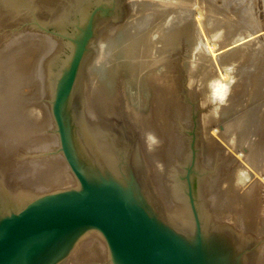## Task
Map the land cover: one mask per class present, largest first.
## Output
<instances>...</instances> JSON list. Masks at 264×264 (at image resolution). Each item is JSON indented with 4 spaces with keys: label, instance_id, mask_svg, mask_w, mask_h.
Here are the masks:
<instances>
[{
    "label": "rangeland",
    "instance_id": "obj_1",
    "mask_svg": "<svg viewBox=\"0 0 264 264\" xmlns=\"http://www.w3.org/2000/svg\"><path fill=\"white\" fill-rule=\"evenodd\" d=\"M9 1L0 0V207L4 209L5 212H14L43 194L77 188V183H74L75 179L71 176L72 174L69 169H67L65 160L59 152V139L51 113V103L54 96L56 80L61 74V69L66 64V60H68L73 51V46L65 39V36H71L75 30L77 21L79 19L85 20L84 18L88 17L87 14L92 12L101 2L107 0H80L81 2L79 0H36V2L35 0H23L24 2L22 0ZM126 1L128 15L123 23L114 24L104 19L97 22V42L102 40L103 37H106L108 31L109 37H106L104 42L107 43L113 40V37L110 35V29L111 31L117 30L116 27H121H119V25L125 27L127 25L125 23H127L132 16L133 5H137L139 1H142L141 3L149 2V0ZM225 1H227L226 6L228 9L225 14L223 13V16L226 15L227 19H230L231 22L235 24L234 26L240 27L242 25L245 26L244 29H247L248 23H251L252 19L246 14L252 10L253 20L258 22L257 27L259 30L264 28V0H249L250 2L248 0ZM225 1L217 0L220 5ZM49 3L54 6L51 5L50 8ZM199 3L202 4L200 1ZM14 6L17 8H14ZM10 7L12 8L9 10L8 8ZM53 7L59 10L58 13H54L55 16L54 14L48 13V8L52 10L54 9ZM41 10L44 12H41ZM45 13H48V15ZM58 17L63 20L58 21L61 22L59 25L56 24L55 21L56 19H60ZM63 18L66 20L64 21ZM123 24L125 26H123ZM262 33L252 35L239 44L247 45L258 39L262 41V44L259 46L261 49L257 51L258 56H255L258 58L257 64L254 65V67L253 65L250 66L252 63V59H250L246 69H244L248 74L255 73L258 82H243L239 85V87L242 88L240 97L236 98V100L239 101H235L230 96L233 93L232 89L236 88V86H234L235 82L231 84L230 82H232V80L228 76H225L226 80L222 79V77L224 78V75L227 74L221 73L222 69L220 62L214 63L212 68L211 65L206 66V64L202 62L201 64L198 61V57L200 56L198 48L196 49V56H194L191 44L187 40H182L175 44V50L169 56L167 60L169 62L163 65L164 67L156 68L154 71L148 73L146 71L142 72V79H147V85L140 86L137 90L141 91L142 95L144 94L143 97L147 95L144 99L145 102L143 101V105L146 104V107H136L140 98L139 94L134 93L136 87H134L130 79V75H133V71L131 70L132 67L120 70L111 80L105 81V77L103 80L101 74L99 75V71L90 70L94 69L90 65L86 66L90 63L92 65L94 63H92V60L86 61L87 64L85 65L84 71H86L87 74L84 72L82 75V80L80 79L77 91L78 96L76 95V103L81 116L77 123L78 131L75 132V136L78 138L80 146L85 149V146L88 144L87 141L85 142L84 137V130H86L85 126L83 128L86 121L89 122L90 125L93 124L92 126L102 125L104 121L102 119L106 121H104L105 126L110 122L111 125L108 124L106 126L107 129H109L108 126L110 127V132L108 131L107 134L111 137L114 135L112 138L113 140L115 137L117 139L113 141L116 143L108 144V148H106V150L104 148L103 151L107 153L108 149L107 154H110L111 152L114 153L115 150H121V148L131 150L133 147L137 149L139 156L138 161L144 164L143 170H146L143 172V176H141L143 183L147 185L148 188L149 186L151 187V192H154L159 198L158 200L162 202L161 205L165 211V218L174 225H181L191 219L188 206L178 197V194L183 189L179 184L178 177L184 175V168L193 153L190 147V133L195 131L197 133L196 150H198L197 178H200L196 190L198 192L197 197L200 198L201 212L205 215V220L232 225L236 228L239 235L246 239H251L253 245L256 246V251L254 252L255 257L251 264H264V251L261 252V249H264V237H262L264 236V163L256 167L249 164V162L247 163L244 159L245 152L246 155H250V157L252 154L253 156L259 154L255 146H253L254 143L260 145L258 141L261 140V145H264V111L261 112L260 110L261 106L264 104V89L262 90L263 94L258 93V88L264 85V36H260ZM43 40H45V42H43ZM47 41L50 43L48 44ZM51 41L52 45H58L56 48L60 47L59 49L55 48L56 50L53 52H57L58 50V52H63V54L58 53L61 54V60L57 61L58 63L53 67L52 64L54 60L52 57H54L55 54H51L49 47H47L49 50V53L47 50V58L50 56L52 59L48 61L49 59L44 55L46 51L44 49L46 48L44 43L50 45ZM95 44L93 49L96 48ZM202 44L205 45L206 49H208L213 58H215L214 62L220 53L237 47V45H235L223 50H218L215 45H212L205 31H203L200 47H203ZM126 55L122 57V62H124L125 59H129L130 55ZM41 56H43V58H40ZM44 56L45 59H47V61L44 62L45 69L43 64V60H45ZM47 62L48 65H46ZM39 64L43 67L39 68ZM167 64H169L170 67L167 66ZM47 67L50 70H48ZM234 67L236 66L231 65L228 67V70H230L231 73L233 70H238L237 67ZM156 76H160L159 81H157L159 78ZM154 77L156 79H154ZM83 78L87 80H85V84H83ZM161 78H163L162 81ZM86 83L87 86H84ZM105 89L107 92H105ZM106 93L108 95H106ZM152 95L155 100H151ZM107 97L109 99H107ZM150 103H152V106ZM147 104L150 105L149 108ZM41 105L43 106L41 107ZM104 105L109 109L110 114L102 111V106ZM32 109L39 110L41 117L34 118L29 116L28 111ZM136 109L138 112H136ZM45 110H49V113ZM86 113H88L87 116ZM160 113L161 115H159ZM260 113H262L263 116L262 114L260 115ZM252 114L253 117L251 116ZM241 115L246 117L243 118ZM238 117L243 118L242 122L245 123V125L241 130L244 129V132L236 130L233 133L231 132L230 135V131H227L228 128L226 130L225 127L235 122ZM21 119L24 120L27 126L26 128L21 126ZM89 119L92 120L89 121ZM148 119L154 123L152 126L149 121L150 125L147 124ZM248 122L252 124V126L250 124V128L247 126L249 125L247 124ZM146 124L147 126L145 127ZM150 126L152 127L151 129ZM217 130H219L218 133L220 135L215 132ZM148 131H151L150 135L152 140L151 143L149 142V144L144 147L143 138ZM241 135H243L245 139L243 143L239 140V138H243ZM250 135L252 136L251 139ZM256 139L259 140L257 141ZM120 142H124V144L122 145ZM141 146H143L144 149ZM238 146H240V148ZM91 147L95 148L92 145ZM101 148L102 147L98 149L101 150ZM89 149H87V151H89ZM227 151H231L232 153ZM99 152L102 155V152ZM242 155H244V157H242ZM149 163H151V165ZM68 174L71 175L68 176ZM153 182L157 184L155 185ZM2 186L5 187L3 188ZM253 188L258 191L260 196L256 198L246 197L248 190ZM9 199L12 201L10 202ZM178 213L183 214V219H177V217H180L177 215Z\"/></svg>",
    "mask_w": 264,
    "mask_h": 264
},
{
    "label": "water",
    "instance_id": "obj_2",
    "mask_svg": "<svg viewBox=\"0 0 264 264\" xmlns=\"http://www.w3.org/2000/svg\"><path fill=\"white\" fill-rule=\"evenodd\" d=\"M126 4L101 2L65 36L73 51L56 80L51 113L59 152L77 188L43 194L14 212L0 207V264H251L255 257L251 239L232 225L205 220L201 212L195 131L193 153L178 177V197L191 214L181 225L165 218L162 202L143 183L137 149L121 148L105 158L80 146L76 95L96 51V25L103 19L123 23Z\"/></svg>",
    "mask_w": 264,
    "mask_h": 264
},
{
    "label": "bare ground",
    "instance_id": "obj_3",
    "mask_svg": "<svg viewBox=\"0 0 264 264\" xmlns=\"http://www.w3.org/2000/svg\"><path fill=\"white\" fill-rule=\"evenodd\" d=\"M9 1V0H8ZM23 1V0H22ZM26 1V0H25ZM44 1V0H41ZM50 1V0H49ZM55 1V0H53ZM57 1V0H56ZM77 1V0H76ZM80 1V0H79ZM134 1V0H133ZM199 1L202 3L200 4ZM205 1V2H204ZM225 1V0H224ZM247 1V0H246ZM249 1V0H248ZM10 2V1H9ZM21 2V1H20ZM24 2V1H23ZM22 2V3H23ZM36 2V0H35ZM39 2V1H38ZM81 2V1H80ZM142 1H139V3L137 5H133V10H132V16L129 18V20L127 21L126 26L123 24L119 25L120 28L116 27L117 30H113L111 31L110 29V35L113 37L111 41L109 42H104L106 37L108 36V33L106 34V37H103L102 40H100L99 42H97L96 44V48L97 49L93 55H91L89 57L88 60H92V65L89 61L90 64H87L86 62V66H92L94 69H90V70H97L99 71V75L101 74V77H105V81L107 80H111L113 78L114 75L118 74V72L120 70H124L125 68H130L132 67V71H133V75H130V79L132 84H134L135 90L134 93L135 94H139V98L140 101H138L137 104V108H142L146 107V104L143 105V103L145 102L144 99L146 98L143 97V95L141 94V91L137 90V88H139L140 86H145L147 85V79H142V72L146 71L148 72H152L154 71L156 68H160L163 65H165V63H168L169 61L168 58L169 56L174 52L175 50V44L177 42H180L182 40H187L190 44H191V48L193 49V55L196 56V49L198 48L199 54L200 56L198 57V61L201 63H205L206 66H210L211 68L214 66V63L216 62H220L221 64V69L222 72L221 73H226L227 75H224V78L222 77V79H225V76H228L229 78H231L232 82H230L231 84L235 82L234 86H236V88H233V93L230 95L232 99H234L235 101H239L236 100V98H239L241 95V89L239 87V85H241L243 82H251V81H255L258 82L257 80V75L255 73H246L244 71V69H246L247 65H248V61L250 59H252V63L250 66L256 65L257 64V60L258 58H256L255 56L257 55V51H259L261 49L260 44H262L261 40H254L252 42H250L247 45H239L242 41H244L245 39H247L248 37L252 36V35H256L258 33H262L264 32V28L260 29L257 27L258 22H255L253 20L252 17V10H250L249 13H247L246 15L249 16L251 20V23H248V28L244 29L245 26H240V27H236L234 26L235 24L231 22V20L227 19L226 15L223 16V13L225 14L227 11V6L226 3L227 1L223 2L222 5L218 4L217 0H149V2H145V3H141ZM165 2V3H164ZM209 2V3H207ZM250 2V1H249ZM264 2V1H263ZM17 3V2H16ZM26 3V2H25ZM34 3V2H33ZM41 3V2H40ZM45 3V2H44ZM47 3V2H46ZM45 3V4H46ZM76 3V2H75ZM206 3V4H205ZM28 4V3H27ZM48 4V3H47ZM74 4V3H73ZM11 5V4H10ZM9 5V6H10ZM25 5V4H24ZM36 5V3H35ZM38 5V4H37ZM53 5L49 3V7ZM56 5V4H55ZM78 5V4H77ZM83 5V4H82ZM17 6V4H16ZM32 6V5H31ZM43 6V5H41ZM54 6V5H53ZM131 6V5H130ZM264 6V5H263ZM25 7V6H24ZM36 7V6H35ZM39 7V6H38ZM45 7V6H43ZM48 7V6H47ZM65 7V6H64ZM73 7V6H72ZM76 7V6H75ZM12 7L8 8L9 10ZM14 8H17L14 6ZM46 8V7H45ZM51 8V7H50ZM48 8L49 14H54V13H58L59 10H56V8L54 9H50ZM71 8V7H70ZM264 8V7H263ZM7 9V10H8ZM40 9V8H39ZM248 9V8H247ZM16 10V9H15ZM14 10V11H15ZM65 10V9H64ZM71 10V9H70ZM13 11V12H14ZM63 11V9H62ZM37 12V11H36ZM41 12H44L43 10H41ZM76 12V11H75ZM48 13L46 15H48ZM7 14V13H6ZM5 14V15H6ZM11 14V13H10ZM9 14V16H10ZM15 14V12H14ZM17 14H18V10H17ZM40 14V13H39ZM222 14V15H221ZM245 14V13H244ZM198 15V16H197ZM41 16V15H40ZM53 16V15H52ZM55 16V14H54ZM59 16V14H58ZM78 16V15H77ZM70 17V16H69ZM3 18V17H2ZM46 18V17H45ZM48 18V17H47ZM57 18V17H56ZM60 18V17H58ZM65 18V17H64ZM63 18V19H64ZM248 18V19H249ZM55 19V18H54ZM44 20V19H43ZM47 20V19H46ZM63 21L61 18L60 19H56V24L59 25V23L61 24V22L58 21ZM66 19H64L65 21ZM1 21V20H0ZM8 21V20H7ZM52 21V20H51ZM10 22V21H9ZM3 23V22H1ZM50 23V22H49ZM64 23V22H63ZM238 23V22H237ZM4 24V23H3ZM121 24V23H120ZM52 25V24H51ZM55 25V24H54ZM63 25V24H62ZM57 28V27H56ZM104 30V29H103ZM109 30V29H108ZM22 31V30H21ZM203 31L206 32V36L209 38V40H211L212 45H215L217 47L218 50H223L232 46L237 45V47L230 49L228 51H224L223 53H220L218 57H216V60L214 62V59L212 54H210V52L208 51V49H206L205 45H203V47H200V42L201 39L203 37ZM28 32V31H27ZM104 32V31H102ZM32 33V32H31ZM36 33V32H35ZM38 34V33H37ZM17 36V35H16ZM30 36V35H29ZM40 36V35H39ZM101 36V35H100ZM105 36V35H104ZM261 37L264 36V33H262V35H260ZM43 37V36H41ZM46 37V36H45ZM259 37V35H258ZM44 38V37H43ZM261 39V38H260ZM39 40V39H38ZM41 40V39H40ZM50 40V39H49ZM20 41V40H19ZM29 41V40H28ZM35 41V39H34ZM55 41V40H54ZM57 41V40H56ZM55 41V42H56ZM108 41V40H107ZM23 42V40H22ZM43 42H45V40H43ZM42 42V43H43ZM54 42V43H55ZM58 42V41H57ZM18 43V42H17ZM48 43V41H47ZM50 43V42H49ZM48 43V44H49ZM65 43V42H64ZM20 44V43H19ZM18 44V45H19ZM44 48L45 51V56L46 58L48 57V53L49 50L47 49V47H49L51 54H55L53 58L54 62L52 64L53 66H56V64L58 63L57 61L61 60V54H63V52H53L56 49H59L60 47L56 48L57 46L52 45V41L50 45H46ZM43 44V46H44ZM59 44V43H56ZM61 45V43H60ZM17 46V45H16ZM51 46V48H50ZM64 46V45H63ZM174 46V47H172ZM193 46V47H192ZM62 47V45H61ZM24 48V47H23ZM56 48V49H55ZM34 50V49H33ZM38 50V49H37ZM48 50V53H47ZM61 50V49H60ZM184 50V49H182ZM65 51V50H64ZM185 51V50H184ZM216 52V50H215ZM17 53V52H16ZM23 53V52H22ZM61 53V54H58ZM32 54V53H31ZM41 54V55H43ZM50 54V55H51ZM127 54V55H126ZM29 55V54H28ZM36 55V54H35ZM34 55V57H35ZM129 56V59H125L124 62H122V57L123 56ZM32 56V55H31ZM37 56V55H36ZM44 56V59H45ZM53 56V55H51ZM178 56V55H177ZM181 56V55H180ZM253 56V57H251ZM251 57V58H250ZM40 58H43V56H41ZM50 56L48 61H50V59H52ZM180 58V57H179ZM187 58V57H186ZM47 59L43 60V64H44V69H45V61H47ZM24 60V59H23ZM33 60V59H32ZM176 60V59H175ZM52 61V60H51ZM63 61V60H62ZM65 61V60H64ZM167 61V62H166ZM180 61V60H179ZM30 62V61H29ZM60 63V62H59ZM201 63V64H202ZM28 64V63H27ZM34 64V63H32ZM55 64V65H54ZM198 64V62H197ZM30 65V64H29ZM48 65V62L47 64ZM96 65V66H95ZM181 65V64H179ZM234 65L237 67L238 70H233V72L231 73L230 70H228V67ZM246 65V66H245ZM39 68L43 67L39 64ZM51 66V65H50ZM167 66H169V64H167ZM228 66V67H227ZM245 66V67H244ZM164 67V66H163ZM170 67V66H169ZM234 67V68H236ZM48 68V67H47ZM53 69V68H52ZM85 69V68H84ZM174 69V68H173ZM191 69V68H190ZM27 70V69H26ZM48 70H50L48 68ZM200 70V68H199ZM43 71V70H41ZM52 71V70H51ZM175 71V70H174ZM194 71V69H193ZM40 72V71H39ZM86 74L87 72L84 71ZM127 72V70H126ZM45 73V72H43ZM165 73V72H164ZM218 73V72H217ZM163 74V72H162ZM174 74V73H173ZM21 75V74H20ZM27 75V74H26ZM161 75V74H160ZM43 76V75H41ZM48 76V75H47ZM85 76V75H84ZM210 76V75H209ZM222 76V75H221ZM27 77V76H26ZM33 77V76H32ZM157 77V76H156ZM160 77V76H159ZM157 77V78H159ZM165 77V76H164ZM168 77V76H167ZM183 77V76H182ZM87 78V75H86ZM152 78V77H151ZM48 79V78H47ZM102 79V78H101ZM149 79V78H148ZM154 79H156L154 77ZM163 78H161L162 81ZM46 80V79H45ZM82 80V79H81ZM86 79L83 78V81L85 84ZM160 78L157 80L159 81ZM165 80V79H164ZM163 80V81H164ZM226 80V79H225ZM230 80V81H231ZM38 81V80H37ZM82 81V82H83ZM95 81V80H94ZM152 81V80H151ZM32 82V81H31ZM126 82V81H125ZM153 82V81H152ZM48 83V82H47ZM154 83V82H153ZM160 83V82H158ZM22 84V83H21ZM32 84V83H31ZM35 84V83H34ZM33 84V85H34ZM40 84V83H38ZM120 84V83H119ZM161 84V83H160ZM46 85V84H45ZM49 85V84H48ZM102 85V84H101ZM106 85V84H105ZM108 85V84H107ZM112 85V84H111ZM162 85V84H161ZM166 85V84H165ZM87 86V83L86 85ZM83 86V87H84ZM118 86V85H117ZM39 87V86H38ZM102 87V86H101ZM119 87V86H118ZM152 87V86H151ZM150 87V88H151ZM166 87V86H165ZM164 87V88H165ZM264 85L260 86L258 88V93H262V90ZM81 88V87H80ZM103 88V87H102ZM106 88V87H105ZM110 88V87H109ZM126 88V87H125ZM163 88V86H162ZM161 88V89H162ZM46 89V88H45ZM111 89V88H110ZM121 89V88H120ZM17 91V90H16ZM45 91V90H44ZM121 91V90H120ZM264 91V90H263ZM47 92V91H46ZM105 92L106 89H105ZM165 92V91H164ZM43 93V92H40ZM45 93V92H44ZM159 93V92H156ZM230 93V92H229ZM91 94V93H90ZM113 94V93H112ZM111 94V95H112ZM122 94V93H121ZM263 94V93H262ZM261 94V96H262ZM83 95V94H82ZM86 95V94H85ZM106 95H108L106 93ZM39 96V95H37ZM45 96V95H44ZM78 96V94H77ZM49 97V96H48ZM82 97V96H81ZM87 97V96H86ZM111 97V96H110ZM39 98V97H38ZM43 98V97H41ZM46 98V97H45ZM51 98V97H50ZM120 98V97H119ZM123 98V97H122ZM107 99H109L107 97ZM112 99V98H111ZM126 99V98H125ZM155 100L153 95L151 100ZM51 100V99H50ZM120 100V99H119ZM127 100V99H126ZM110 101V100H109ZM123 101V100H122ZM144 101V102H143ZM154 102V101H153ZM119 103V102H118ZM91 104V103H90ZM152 103H150L151 105ZM34 105V104H33ZM46 105V104H45ZM149 104H147V107L149 108L150 106ZM26 106V105H25ZM35 106V105H34ZM40 106V105H39ZM43 105H41L42 107ZM123 106V105H122ZM152 106V105H151ZM24 107V106H23ZM48 107V106H47ZM95 107V106H94ZM157 107V106H156ZM85 108V107H84ZM102 111L104 113H108L109 109L104 106H102ZM49 109V108H48ZM261 112L264 111V104L261 106L260 108ZM46 111V110H45ZM49 113V110H47ZM46 111V112H47ZM88 111V110H87ZM91 112V111H90ZM136 112H138V110L136 109ZM258 112V111H257ZM112 113V112H111ZM88 113H86L87 116ZM93 114V113H91ZM116 114V113H115ZM157 114V113H156ZM254 114V113H253ZM253 114L251 115L253 117ZM262 113H260L261 115ZM28 115L34 118H39L41 117V113L39 110L36 109H32L30 111H28ZM95 115V114H94ZM99 115V114H98ZM101 115V114H100ZM161 115V113L159 114ZM258 115V114H257ZM51 116V115H50ZM156 116V115H155ZM243 117V115H241ZM249 116V115H248ZM255 116V115H254ZM263 116V114H262ZM103 117V116H102ZM113 117V116H112ZM141 117V116H140ZM158 117V116H157ZM246 117V116H244ZM243 117V118H244ZM86 118V117H85ZM84 118V119H85ZM148 118V117H147ZM243 118H239L231 123V125L225 127L226 130L228 128L227 131H230L229 134L232 132H235L236 130H239L241 132H244V129L241 130V128H244L245 123H243ZM258 118V117H257ZM260 118V117H259ZM88 119V118H86ZM110 119V118H109ZM159 119V117H158ZM241 119V120H240ZM250 119V118H249ZM255 119V118H254ZM18 120V119H17ZM22 120V121H21ZM21 123H22V127L26 128L27 126L25 125V122L23 119H21ZM92 120V119H91ZM89 119V121H91ZM105 121V119H102ZM125 120V119H124ZM157 120V119H156ZM163 120V119H162ZM258 120V119H257ZM264 120V119H263ZM262 120V121H263ZM5 121V120H4ZM12 121V120H11ZM104 121L102 123V125H90L89 122L86 121V123H84L83 128L85 126V133H84V137H85V142L87 141L89 144V148L92 146H94L96 149L101 148L102 155L106 158L108 156H110V154L108 153V149H107V153H105L103 150L105 148H108V144H112L115 143L113 142L114 140H116L117 138L115 137V139L113 140L112 138L114 137V135L108 136V131L110 132V127L108 126L109 129L106 128V126L110 124V122L105 126L104 125ZM134 121V120H133ZM142 121V120H141ZM152 123L149 119L147 120V122ZM252 121V118H251ZM250 121V122H251ZM256 121V120H255ZM106 122V121H105ZM125 122V121H124ZM123 122V123H124ZM135 122V121H134ZM147 123L150 125V123ZM160 122V121H159ZM157 122V123H159ZM245 122V121H244ZM257 122V121H256ZM93 123V122H92ZM115 123V122H114ZM126 123V122H125ZM142 123V122H141ZM253 123V122H251ZM250 123V124H251ZM259 123V122H258ZM95 124V123H94ZM99 124V123H98ZM118 124V123H117ZM116 124V125H117ZM147 124L145 125V127L147 126ZM156 124V123H155ZM161 124V123H160ZM158 124V125H160ZM165 124V122H164ZM230 124V123H229ZM249 124V122L247 123ZM247 125L248 127L250 126ZM261 124V123H260ZM259 124V125H260ZM157 125V124H156ZM258 125V124H257ZM263 125V124H262ZM136 126V125H135ZM134 126V127H135ZM150 126V129L152 128ZM162 126V125H161ZM240 126V127H238ZM242 126V127H241ZM252 126V124H251ZM32 127V126H31ZM40 127V125H39ZM113 127V126H112ZM131 127V126H130ZM156 127V126H155ZM256 127V126H255ZM121 128V127H120ZM124 128V127H123ZM148 128V127H147ZM165 128V127H164ZM250 128V127H249ZM130 129V128H129ZM149 129V128H148ZM154 129V126H153ZM157 129V128H156ZM163 129V127H162ZM114 130V129H112ZM159 130V129H158ZM253 130V129H251ZM7 131V130H6ZM155 131V130H154ZM219 130L215 131L216 133H218ZM34 132V131H33ZM113 132V131H112ZM145 132V131H144ZM161 132V131H159ZM240 132V133H241ZM264 132V131H263ZM30 133V132H29ZM95 133V134H93ZM98 133V134H97ZM124 133V132H123ZM139 133V132H138ZM151 131H148L147 134L144 135L143 138V142L145 144L144 147L147 146V144H149V142L151 143V135H150ZM238 133V132H237ZM254 133V132H253ZM35 134V133H34ZM126 134V133H125ZM144 134V133H143ZM153 134V133H152ZM158 134V132H157ZM164 134V133H163ZM209 134V133H208ZM219 134V133H218ZM247 134L249 135V133L247 132ZM252 134V133H251ZM110 135V134H109ZM161 135V134H160ZM220 135V134H219ZM222 135V134H221ZM224 135V134H223ZM231 135V134H230ZM246 135V134H245ZM244 135V136H245ZM254 135V134H253ZM261 135V134H260ZM24 136V135H23ZM118 136V135H117ZM128 136V135H127ZM126 136V137H127ZM217 136V135H216ZM251 136V135H250ZM164 137V136H163ZM222 137V136H221ZM231 137V136H230ZM241 137H243V135H241ZM255 137V136H254ZM140 138V137H139ZM162 138V137H161ZM165 138V137H164ZM225 138V137H224ZM246 138V137H245ZM252 138V136L250 137V139ZM127 139V138H126ZM178 139V138H177ZM142 140V139H141ZM215 140V139H214ZM240 142H245L244 137L243 138H239ZM257 140V139H256ZM259 140V139H258ZM257 140V141H258ZM166 141V140H165ZM254 141V140H253ZM256 141V142H257ZM135 142V141H134ZM174 142V141H172ZM214 142V141H213ZM260 145H256L254 143L253 146H255L256 151L259 152V154H257L256 156H252L250 157V155H246L245 152V157L244 155H242V157H244V159L247 161V163L249 162V164L254 165L256 167H258L260 164L264 163V145H261V140L258 141ZM126 143V142H125ZM142 143V142H140ZM263 143V140H262ZM2 144V143H1ZM87 144V146H88ZM168 144V143H167ZM234 145V144H233ZM240 145V144H239ZM244 145V144H243ZM112 146V145H111ZM149 146V145H148ZM232 146V145H231ZM235 146V145H234ZM237 146V145H236ZM246 146V145H245ZM121 147V146H120ZM143 149L144 147L141 146ZM163 147V146H162ZM233 147V146H232ZM240 148V146H238ZM141 148V149H142ZM155 148V147H154ZM167 148V147H166ZM231 148V147H230ZM253 148V147H251ZM110 149V148H109ZM156 149V148H155ZM152 152V151H151ZM156 152V151H154ZM165 152V151H164ZM227 152H231V151H227ZM240 152V150H239ZM100 153V152H99ZM113 153V152H112ZM163 153V152H162ZM232 153V152H231ZM252 153V152H251ZM241 154V153H240ZM62 156V155H61ZM146 156V154H145ZM144 156V157H145ZM156 156V155H155ZM159 156V155H158ZM241 156V155H238ZM3 157V156H2ZM56 157V156H55ZM63 157V156H62ZM148 158V157H146ZM154 158V157H153ZM159 158V157H158ZM161 158V157H160ZM10 159V158H8ZM150 159V158H149ZM241 159V158H240ZM2 160V159H1ZM3 161V160H2ZM11 161V160H10ZM150 161V160H149ZM148 161V162H149ZM245 161V162H246ZM158 162V161H156ZM160 162V161H159ZM162 162V161H161ZM4 163V162H3ZM151 165V163H149ZM153 165V164H152ZM155 166V165H154ZM153 166V167H154ZM57 167V166H56ZM152 167V168H153ZM162 167V166H161ZM231 167V166H230ZM68 169V167H67ZM152 170V169H150ZM157 170V169H156ZM255 170V169H254ZM3 171V170H2ZM146 171V170H145ZM144 171V172H145ZM149 171V170H148ZM154 171V170H153ZM258 171V170H257ZM155 172V171H154ZM157 172V171H156ZM161 172V171H160ZM232 173V172H231ZM260 173V172H259ZM151 174V172H150ZM71 174H68V176ZM153 175V172H152ZM156 175V174H155ZM234 175V174H233ZM72 176V175H71ZM70 176V178H71ZM161 176V175H160ZM4 177V176H3ZM73 177V176H72ZM69 178V177H68ZM152 178V177H151ZM243 179V178H242ZM60 180V179H59ZM154 180V179H152ZM1 182V181H0ZM50 183V182H49ZM58 183V182H57ZM75 183V181H74ZM155 183V182H153ZM262 183V182H261ZM264 183V182H263ZM157 183H155L156 185ZM204 184V183H203ZM246 184V183H245ZM228 185V184H227ZM262 185V184H261ZM245 186V185H244ZM3 187V186H2ZM5 187V186H4ZM3 187V188H4ZM240 187V186H239ZM243 187V186H242ZM158 188V187H157ZM6 189V188H5ZM238 189V188H237ZM246 189V188H245ZM261 189V188H260ZM248 190V189H247ZM10 191V190H9ZM16 193V192H15ZM19 193V192H18ZM23 193V192H22ZM26 194V193H24ZM171 195V194H170ZM202 195V194H201ZM22 196V195H21ZM259 197L260 194L258 193V191L255 190V188L248 190V192L246 193V197H252V198H256ZM18 197V196H17ZM6 199V198H5ZM13 199V198H12ZM200 199V198H199ZM3 200V199H2ZM10 200V199H9ZM19 200V199H18ZM17 200V201H18ZM12 200H10L11 202ZM14 201V199H13ZM174 201V200H173ZM15 202V201H14ZM181 203V202H180ZM19 204V203H18ZM175 204V203H173ZM261 204V203H260ZM8 205V204H7ZM176 206V205H175ZM205 206V205H204ZM7 207V206H6ZM179 208V207H178ZM260 222V220H259ZM262 226V225H261ZM260 226V227H261ZM252 237V236H251ZM264 237V236H262ZM248 238V236H247ZM262 247V246H260ZM259 247V248H260ZM264 251V249H261V252ZM259 253V252H258ZM260 254V253H259ZM262 254V253H261ZM264 256V254H263ZM262 256V258H263ZM259 257V256H258ZM257 259V258H256ZM256 262V260H255Z\"/></svg>",
    "mask_w": 264,
    "mask_h": 264
}]
</instances>
